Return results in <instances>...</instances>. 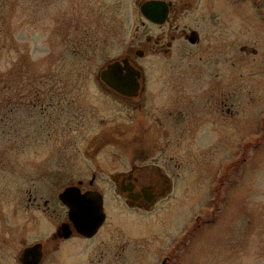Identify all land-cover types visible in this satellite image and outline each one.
I'll list each match as a JSON object with an SVG mask.
<instances>
[{"label":"rangeland","instance_id":"374dc122","mask_svg":"<svg viewBox=\"0 0 264 264\" xmlns=\"http://www.w3.org/2000/svg\"><path fill=\"white\" fill-rule=\"evenodd\" d=\"M112 1L0 0V264H22L19 257L23 249L38 242L46 243L47 254L41 264H117L111 253L102 255L115 245L109 237L119 233L116 230L119 222L133 233L143 229L140 219L154 218L152 214L144 218L130 213L120 215L115 203L109 201L108 222L96 236L63 241L57 247L52 238L56 218L27 207L28 190L43 197L57 191L59 183L52 173L56 156L60 160L69 156L70 140L85 138V131L49 130L46 120L57 114V106H49L48 102L59 100L54 94L65 91L77 97L76 111L80 112L82 105L90 101V94L99 89L95 77L104 60L122 49L120 41L118 44L112 36L102 35L99 28L94 32L96 35H91L90 45L80 42L85 34L76 31L79 27L89 32L97 25L106 27L111 20L116 21L111 19ZM122 1V18H119L127 39L138 21L131 0ZM215 1H220L223 18L220 36L237 43L229 44L231 48L220 56L224 59L228 51L229 63L235 62L234 74L239 81L235 113L226 119H232L231 126L221 114L206 113L203 128L185 143L188 151L184 152L183 148L181 152L186 154L183 157L189 161V170L196 163L195 155L202 152L199 163L204 172L200 178L190 176L187 183H178L180 190L186 186L188 190L167 200V206L186 204V207L168 211L166 219L171 224L167 222L162 231L154 227L155 233H166L165 238L155 241L154 247L167 245L170 237L181 228L183 232L189 229L197 215L202 214L200 227L193 228L189 234L194 236L190 237V247L171 261L264 264V36L256 34L260 26L258 22L254 24V19L250 31L245 29V20L239 16L245 10L244 2ZM196 3L200 12L201 6ZM245 42L251 46L258 43V53L248 55L241 50ZM150 68L147 67L150 77L172 75L165 67L157 71ZM208 85L195 84L189 78L188 91L198 94L196 91ZM38 99L44 105L32 103ZM204 103L208 109L209 99L205 98ZM43 107L46 113L45 110L42 113ZM70 108L73 112V105ZM77 147L82 148L79 143ZM216 204L220 210L215 211L217 217L213 220L212 215L209 218L205 213L210 205ZM52 208L57 210L55 216L65 213L55 202ZM125 234L124 264H160L158 254H146L147 247L141 248ZM129 238L133 242L127 243Z\"/></svg>","mask_w":264,"mask_h":264},{"label":"flooded vegetation","instance_id":"af4514ba","mask_svg":"<svg viewBox=\"0 0 264 264\" xmlns=\"http://www.w3.org/2000/svg\"><path fill=\"white\" fill-rule=\"evenodd\" d=\"M196 1L201 6L200 12L197 11ZM240 1L245 4V10L239 12L240 18L245 20V29L250 31L254 19V24L258 22L260 26V32L256 34L264 36V0ZM131 2L138 22L127 39H124V26L120 19L122 0L111 2L109 8L114 13L111 19L116 21L111 20L109 26L97 25V28L94 27L89 32L76 28L77 34H85L80 42L90 45L91 35H96L94 32L99 28L102 35L112 36L118 44L120 41L122 49L104 60L95 77V84L99 89L90 94V101L82 105L80 112L76 111L77 97L70 96L65 91L63 94H54L59 100L48 102L49 106H57V114L48 116L46 120L49 130L57 131L62 128L65 131H85V138L80 141L76 138L70 140L69 156L62 160L60 156H56L52 173L59 183L57 191L43 197L28 190L27 207L56 218V231L52 238L58 247L63 241L86 238L77 231L60 194L72 186L82 193L98 192L103 196L106 213V221L98 233L108 222L109 201L115 203L120 215L130 213L137 218H144L147 214L154 215L153 219L145 218L144 221L139 218L143 229L133 233L119 222L116 229L119 233L109 237L116 243L108 252H103L102 256L111 253L116 257L117 264H124L125 233H128L141 248H148L146 254H158L160 264H177L171 261L172 257H181L190 247L189 240L192 236L189 234L193 228L200 227L203 215L198 214L189 229L186 228L183 232L181 228L177 235L170 237L164 247H154L156 240L166 237L165 231L155 233L154 227H159L162 231L167 222L171 224L170 219H166V213L186 207V204L167 206V200L188 190L187 186L180 190L178 183L182 185L183 182L187 183L190 176L200 178L203 175L204 170L199 163L202 152L195 155L196 163L192 164L190 171L189 161L183 157L186 154L182 155L181 151L184 148L187 153L185 143L203 128L205 114H221L226 120L235 113L234 98L239 82L234 74L235 62L229 63L228 51L224 59L220 56L222 51L231 48L229 44L235 46L237 43L228 42L227 38L220 36L223 19L220 1ZM228 19L230 22V13ZM87 35H90L89 38ZM257 45L255 43L251 46L245 42L240 49L248 52V55L256 54ZM148 58L149 61H144ZM148 66L152 67L151 71L165 67L172 75L158 74L150 77L147 74ZM105 69L110 72L103 77L101 72ZM189 78L195 84L201 82L209 85L196 91L199 96L197 93H189ZM205 98L210 102L208 109L205 108ZM32 103L35 106L44 105L39 99ZM42 109V113L44 110L46 113L45 107ZM231 121L226 120L230 122L227 125L231 126ZM78 143L82 148L77 147ZM191 156L193 157V153ZM219 179L222 177L219 176ZM54 202L63 207L65 213L60 212L55 216L57 210L52 208ZM216 210H220L219 204L210 205L205 216L210 218L212 215L215 220ZM67 230L71 232L69 236L65 235ZM132 239H127V243L133 242ZM45 244L43 242L44 247ZM44 247L43 260L47 254Z\"/></svg>","mask_w":264,"mask_h":264},{"label":"water","instance_id":"95a60500","mask_svg":"<svg viewBox=\"0 0 264 264\" xmlns=\"http://www.w3.org/2000/svg\"><path fill=\"white\" fill-rule=\"evenodd\" d=\"M114 66H109L113 68ZM110 71L105 69L101 75L105 77ZM61 201L68 207L69 216L79 233L93 237L106 220L103 196L98 192L82 193L76 187H69L60 194ZM66 228V227H65ZM71 234L66 231V236ZM43 259V244L36 243L24 248L20 261L22 264H40Z\"/></svg>","mask_w":264,"mask_h":264}]
</instances>
